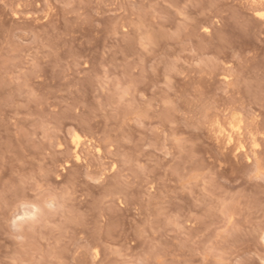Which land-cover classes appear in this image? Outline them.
<instances>
[{
	"label": "rangeland",
	"instance_id": "rangeland-1",
	"mask_svg": "<svg viewBox=\"0 0 264 264\" xmlns=\"http://www.w3.org/2000/svg\"><path fill=\"white\" fill-rule=\"evenodd\" d=\"M258 12L0 0V264H264Z\"/></svg>",
	"mask_w": 264,
	"mask_h": 264
},
{
	"label": "snow or ice",
	"instance_id": "snow-or-ice-1",
	"mask_svg": "<svg viewBox=\"0 0 264 264\" xmlns=\"http://www.w3.org/2000/svg\"><path fill=\"white\" fill-rule=\"evenodd\" d=\"M257 15L259 16V18L261 20H264V12H258ZM205 31H208V29H205ZM240 120V124L239 126H234V125H225L223 128H220L218 135L220 137H222V147H225V149L227 150V148H232V151L235 155L239 156L241 150L247 152V145L244 144L243 141V135L240 136V143H237V138H236V134L237 133H241L242 129L244 127L243 124V117H239ZM250 144L251 147L254 149H260L261 153L264 154V140L261 141H257V138L255 136H252L250 139ZM233 145H236V147H232ZM77 159H79V157H77ZM252 161L249 160V164H251ZM115 166H113V170H114ZM37 211H39L37 209ZM35 218V216H33V219Z\"/></svg>",
	"mask_w": 264,
	"mask_h": 264
},
{
	"label": "bare ground",
	"instance_id": "bare-ground-1",
	"mask_svg": "<svg viewBox=\"0 0 264 264\" xmlns=\"http://www.w3.org/2000/svg\"><path fill=\"white\" fill-rule=\"evenodd\" d=\"M238 141H239V139H238ZM239 143V142H238ZM236 146V145H235ZM76 147L78 148V143L76 144Z\"/></svg>",
	"mask_w": 264,
	"mask_h": 264
}]
</instances>
